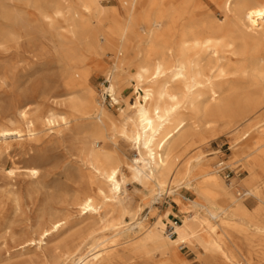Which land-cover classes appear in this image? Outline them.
I'll return each mask as SVG.
<instances>
[{"label":"bare ground","instance_id":"1","mask_svg":"<svg viewBox=\"0 0 264 264\" xmlns=\"http://www.w3.org/2000/svg\"><path fill=\"white\" fill-rule=\"evenodd\" d=\"M116 1L0 0L3 71L13 72L48 40L62 50L64 88L82 91L68 100L67 114L22 103L0 122L4 145L24 133L31 137L40 127L72 125L88 139L83 152L96 185L76 207L80 215L100 216L101 225L56 253L53 264H98L113 258L119 245L121 252L148 264L177 262L181 244L231 260L227 247L233 232L247 243L264 236V223L257 220L264 213V112L252 119L264 107V0H211L221 19L206 11L201 16V0ZM106 49L112 64L105 71V90L112 100L118 102L125 76L135 81L118 120L89 89L90 70L74 66ZM131 66L134 72L127 74ZM234 107L244 113L231 120L225 113ZM221 122L239 132L230 149L247 173L238 184L223 182L221 162L213 166L202 149ZM120 141L136 151L129 162L118 153ZM123 167L129 180L147 191L142 200L149 211L163 195H179L182 187L193 191L194 199L174 198L184 213L176 236L165 232L163 219L170 209L144 225L141 206H130ZM28 174L35 177L38 169L28 168ZM244 195L258 201L254 212L241 200ZM107 214L112 217L103 219ZM64 223L52 221L37 241L44 242Z\"/></svg>","mask_w":264,"mask_h":264},{"label":"rangeland","instance_id":"2","mask_svg":"<svg viewBox=\"0 0 264 264\" xmlns=\"http://www.w3.org/2000/svg\"><path fill=\"white\" fill-rule=\"evenodd\" d=\"M205 11L213 19L223 17L220 9L211 0H201ZM103 5L116 4V0H102ZM202 16V14H201ZM62 50L56 43L44 40L41 47L33 49L13 68V72H4L2 62L7 59L0 56V122L6 123L9 113L17 104L30 103L44 112L50 110L58 114L69 113L68 100L81 95L76 89L69 92L64 88V69L60 61ZM112 64L111 51L106 49L99 56H85L82 63L75 67L90 70L88 87L101 107L113 118L119 119L121 110L126 111L125 100L134 95L135 81L125 76L121 86L118 102L105 90L106 68ZM134 68L127 69L132 74ZM264 112L261 108L253 120ZM244 111L237 107L225 113L231 120L237 119ZM219 123V133L202 148L214 166L221 162L219 178L235 184L246 175L240 162H234L230 146L235 142L238 130L233 126ZM88 139L84 133L74 126L53 128L40 127L28 137L24 133L19 138L8 140L4 145L0 139V264H53L56 253L69 246L75 239L85 235L92 229H98L102 218L97 214L80 215L76 203L88 194L93 193L96 183L87 168L86 155L83 152ZM241 143H239L240 145ZM238 145V146H239ZM109 150L114 147L108 146ZM118 153L125 161L136 155L135 149L124 142H118ZM192 153V152H190ZM28 168H37L38 174L31 177ZM12 170V173L9 171ZM126 176L125 189L130 206H141L139 217L148 226L167 209L170 212L165 222V232L173 220L181 223L184 213L176 203L175 197L183 196L194 199L193 191L187 187L179 188L175 194L163 195L154 205L155 210L149 211L142 197L147 194L138 183L129 180V173L123 167ZM243 203L254 212L258 201L252 195L241 197ZM116 216V215H115ZM106 215L103 219H109ZM123 219L129 221V216ZM65 221L63 227L53 233L44 242H38V235L52 221ZM257 220L264 223V213L257 215ZM176 236V233L172 236ZM232 243L228 241L227 250L231 260L219 253L205 256L202 249L181 244L178 249L179 259L170 264H264V236L253 238L250 243L244 242L240 234L233 232ZM34 243L31 244L30 241ZM122 251V245L116 246L115 256L98 264H148L137 260Z\"/></svg>","mask_w":264,"mask_h":264},{"label":"built area","instance_id":"3","mask_svg":"<svg viewBox=\"0 0 264 264\" xmlns=\"http://www.w3.org/2000/svg\"><path fill=\"white\" fill-rule=\"evenodd\" d=\"M222 163H220V165H221ZM176 225H178V220H173V222L169 225V234L171 235V236H173L174 234H175V231H174V228H175V226Z\"/></svg>","mask_w":264,"mask_h":264}]
</instances>
